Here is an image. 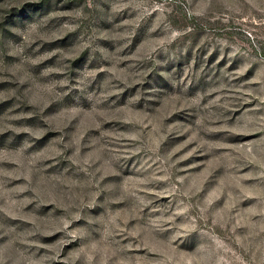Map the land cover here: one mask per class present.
<instances>
[{
	"label": "rangeland",
	"instance_id": "1",
	"mask_svg": "<svg viewBox=\"0 0 264 264\" xmlns=\"http://www.w3.org/2000/svg\"><path fill=\"white\" fill-rule=\"evenodd\" d=\"M0 264H264V0H0Z\"/></svg>",
	"mask_w": 264,
	"mask_h": 264
}]
</instances>
